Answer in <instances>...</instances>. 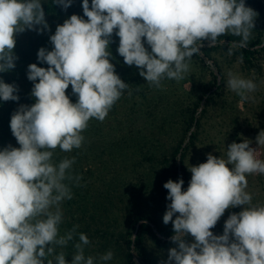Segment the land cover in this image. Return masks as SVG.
Instances as JSON below:
<instances>
[{
    "label": "clouds",
    "instance_id": "9594fccd",
    "mask_svg": "<svg viewBox=\"0 0 264 264\" xmlns=\"http://www.w3.org/2000/svg\"><path fill=\"white\" fill-rule=\"evenodd\" d=\"M53 2L65 10L72 4ZM82 8L86 20L71 15L50 36L52 50H38V61L48 67L28 66L35 103L20 105L11 115L19 147L0 150V264H68L65 252L56 249L76 237L71 264L113 259L111 250L86 256L91 241L77 232L79 225L61 235L62 203L73 198L70 183L79 186L81 177L70 172L75 157L54 163L53 155L57 147L79 149L90 119L103 122L129 87L109 59L114 30L124 63L135 65L150 86L161 88L165 79L185 78L193 56L202 55L204 41L214 47L218 38L231 35L240 39L229 44L228 55L246 48L258 15L245 0H91V6L83 0ZM48 29L41 0H0V73L15 68L17 34ZM69 85L78 97L75 103L66 95ZM227 87L247 102L254 99L250 94L257 84L228 71ZM17 92L15 84L0 79V100L18 101ZM250 143L233 142L226 158L208 154L206 162L191 166L186 190L183 179L163 185L170 201L163 223H172L176 246L162 264H264V205H253L246 190L248 175H264V159ZM256 143L264 146V131ZM237 206L243 210L229 216L222 235H214L211 229L225 210ZM189 235L192 242L186 240Z\"/></svg>",
    "mask_w": 264,
    "mask_h": 264
},
{
    "label": "rangeland",
    "instance_id": "374dc122",
    "mask_svg": "<svg viewBox=\"0 0 264 264\" xmlns=\"http://www.w3.org/2000/svg\"><path fill=\"white\" fill-rule=\"evenodd\" d=\"M48 1L41 0V3ZM82 2L83 0H72L71 6L62 14L45 15L48 30H25L16 35L13 51L18 59L15 61V68L0 73V79L17 86L16 94L19 100H0V150L8 145L19 147L10 129L11 115L20 105L31 106L35 103V98L31 95L34 85L27 78L28 66L36 63L39 67H48L46 63L38 61V50L41 47L52 50L54 46L50 42V36L55 34L57 26L62 25L71 15L87 19L83 13ZM89 5L91 6V0ZM256 18L259 23L255 24L253 33L263 28L260 23L261 16L257 15ZM115 31L108 46L111 54L109 59L116 74L129 84V87L103 122L90 119L88 127L82 132L85 139L79 149L63 152L57 147L53 155L54 163H59L66 157H75L70 172L73 177H81L79 186L75 180L70 183L73 198L62 203L64 219L60 225V233L63 235L74 225H79L77 232L85 233L91 241L85 248V255L95 257L109 251L107 238L115 240L110 234H118L128 227V213L133 209L136 211L137 206L145 207L144 202L150 190L147 184L149 180H154L151 174V167L155 166L154 157L164 161L162 157H168L183 140L182 149L176 157L180 174L181 152L188 143L183 126L185 110L198 103L199 97L206 89L216 90L215 83L217 87L220 86L218 97L207 103L209 94H206L198 105L196 116L203 111L204 114L198 139L184 159V167L188 170L185 190L192 175L189 168L206 162L208 154L226 158L227 147L233 142L241 143L245 139L251 141L250 147L258 148V158L264 159V146L258 147L256 143V137L264 131V51L256 55V67L250 70L246 69L234 51L232 55H228V50L212 49L213 47H209L208 42L204 41L202 55L193 56L190 70L183 80L177 82L165 79L162 81V87L156 88L139 75L140 70L135 65L124 63L123 57L118 53L119 37L115 35ZM223 41L226 45L230 43L228 40ZM216 45L214 47H217ZM145 47L151 51L146 43ZM204 49L208 51L205 52ZM228 71L252 79L257 84L256 91L250 94L254 99L242 101L227 87ZM70 90L71 85L66 90V95L69 96ZM29 95L32 100H24L23 97ZM193 130L194 128L187 135ZM158 166L162 172L168 170V163ZM247 180L246 190L253 197V205H264V175H248ZM120 200H124L123 203ZM243 207L226 209L212 228L214 235H222L225 221L231 214L242 211ZM75 242H78V237L69 242L66 248L56 249L57 253L65 252L68 264H71ZM147 246L156 264L167 261L168 250L161 251L149 243ZM107 264H118L115 252L113 259Z\"/></svg>",
    "mask_w": 264,
    "mask_h": 264
},
{
    "label": "trees",
    "instance_id": "16d2710c",
    "mask_svg": "<svg viewBox=\"0 0 264 264\" xmlns=\"http://www.w3.org/2000/svg\"><path fill=\"white\" fill-rule=\"evenodd\" d=\"M245 4L261 16L262 21L260 23L263 28L260 30L258 29L252 34V39H250L246 48L234 49L233 51L239 59L240 57H243L242 63L246 69L252 70L256 67V55L261 51H264V0H245ZM42 7L45 11V15L62 14L65 11L61 6L55 4L53 0H49L42 4ZM257 23H259V21L256 18L255 24ZM239 39V37L225 35L218 38V42L219 40H228L231 43L232 41H238ZM216 46L217 47H213L212 49L222 48L228 50L227 47H229V45H226L225 43L217 44ZM258 46L261 47L257 48ZM204 51L207 52L208 50L204 49ZM215 87L216 90L214 91L212 88L206 89L203 95L199 97V102L194 104L191 109L185 110L183 126L185 137H188V143L183 147L181 152L180 174H178L179 167L177 165L176 157L182 149L183 140L179 142L168 157H162L164 161H161L159 158L156 159V156L154 157L153 161L155 162V166L151 167V174L154 180L148 181L149 183L147 185L150 190L148 191L147 199L144 202L145 207L137 206L136 211L133 209L128 213L129 216L127 217V220L130 222L128 227L118 234H110V237L115 238L114 241L112 238H107V246L110 245L109 250L117 254L118 264H156L155 259L147 246L148 243L161 251H167L176 246L171 241V237L174 235L172 223L169 222L167 225L163 223V215L167 211V205L170 203L167 199L168 190L165 189L163 185L170 179L174 182L183 179L184 184L182 189L185 190V185L188 182V170L184 167V159L190 147H192L198 139L201 120L204 114L203 111L200 113L201 116H196L199 108L198 105L206 94H209L206 99L207 103L218 97L220 86L217 87L215 83L214 88ZM23 98H25L24 100H32L30 95ZM69 99L73 103L77 102L78 99L77 96L72 94V89L69 91ZM192 128H194V130L191 131L190 135H187ZM167 163L168 170L163 172L160 171L158 165L162 166ZM166 168L167 166L165 169ZM123 201L124 200H120L121 203H123ZM105 210L108 211V208ZM137 224L139 225L137 226ZM211 231L213 232V229H211ZM133 235H135L134 239ZM186 240L192 242L193 238L189 235L186 237Z\"/></svg>",
    "mask_w": 264,
    "mask_h": 264
}]
</instances>
